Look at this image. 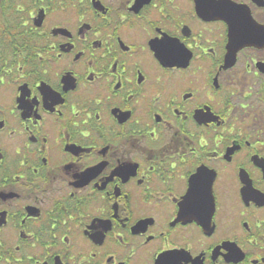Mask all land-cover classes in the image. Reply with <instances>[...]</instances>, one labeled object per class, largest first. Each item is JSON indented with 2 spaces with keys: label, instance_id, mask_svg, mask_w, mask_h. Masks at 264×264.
I'll use <instances>...</instances> for the list:
<instances>
[{
  "label": "flooded vegetation",
  "instance_id": "af4514ba",
  "mask_svg": "<svg viewBox=\"0 0 264 264\" xmlns=\"http://www.w3.org/2000/svg\"><path fill=\"white\" fill-rule=\"evenodd\" d=\"M0 264H264V0H0Z\"/></svg>",
  "mask_w": 264,
  "mask_h": 264
},
{
  "label": "water",
  "instance_id": "95a60500",
  "mask_svg": "<svg viewBox=\"0 0 264 264\" xmlns=\"http://www.w3.org/2000/svg\"><path fill=\"white\" fill-rule=\"evenodd\" d=\"M42 20V12L39 13V16H38V24L40 25L41 24V21Z\"/></svg>",
  "mask_w": 264,
  "mask_h": 264
}]
</instances>
